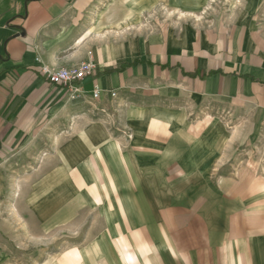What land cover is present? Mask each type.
Masks as SVG:
<instances>
[{
  "label": "crops",
  "instance_id": "1",
  "mask_svg": "<svg viewBox=\"0 0 264 264\" xmlns=\"http://www.w3.org/2000/svg\"><path fill=\"white\" fill-rule=\"evenodd\" d=\"M263 130L264 0H0V264H264Z\"/></svg>",
  "mask_w": 264,
  "mask_h": 264
},
{
  "label": "rangeland",
  "instance_id": "2",
  "mask_svg": "<svg viewBox=\"0 0 264 264\" xmlns=\"http://www.w3.org/2000/svg\"><path fill=\"white\" fill-rule=\"evenodd\" d=\"M263 128V127H262ZM261 138H256L254 141H249L245 146L239 148L237 156L227 163V167L230 172H237V170L242 171V175L255 174L258 178L264 180V130L262 131ZM43 150H45V143L42 144ZM42 156V155H41ZM183 228L186 226L192 229L193 233V222H183ZM173 222H167V227L172 228ZM99 226L95 225L94 229H98ZM200 233V231H199ZM73 234H70L69 238H64L63 240L69 241V244H74L79 240V238H73ZM131 241L133 245H173L174 239L170 238H143V237H133L132 239H126V242ZM57 241V239H56ZM55 241L54 246H59L63 244L62 242L57 243ZM125 241V240H124ZM179 241V240H178ZM181 245L187 244V239L182 238L180 242ZM65 244V243H64ZM118 244H122V239H118ZM124 244V243H123ZM177 244V242H176ZM191 244H193V238H191ZM41 246H38L40 248Z\"/></svg>",
  "mask_w": 264,
  "mask_h": 264
},
{
  "label": "built area",
  "instance_id": "3",
  "mask_svg": "<svg viewBox=\"0 0 264 264\" xmlns=\"http://www.w3.org/2000/svg\"><path fill=\"white\" fill-rule=\"evenodd\" d=\"M92 69L90 63H81L80 65L55 70L42 67L41 74L51 85L65 88L72 97H77L79 84L91 74ZM98 96L99 92L94 88L92 97L97 99ZM110 96L115 98L116 93L111 92Z\"/></svg>",
  "mask_w": 264,
  "mask_h": 264
}]
</instances>
